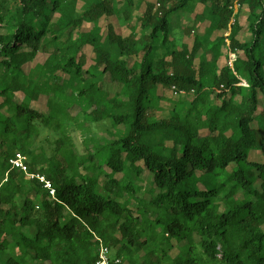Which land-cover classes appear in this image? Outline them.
<instances>
[{
  "label": "trees",
  "instance_id": "16d2710c",
  "mask_svg": "<svg viewBox=\"0 0 264 264\" xmlns=\"http://www.w3.org/2000/svg\"><path fill=\"white\" fill-rule=\"evenodd\" d=\"M168 1L0 0V264H264V0Z\"/></svg>",
  "mask_w": 264,
  "mask_h": 264
},
{
  "label": "rangeland",
  "instance_id": "374dc122",
  "mask_svg": "<svg viewBox=\"0 0 264 264\" xmlns=\"http://www.w3.org/2000/svg\"><path fill=\"white\" fill-rule=\"evenodd\" d=\"M171 1L172 0H169L167 2L166 7H168L171 4ZM188 4L191 5L192 2H189ZM238 9H239V5L237 3H234V10H233L234 14L237 13ZM132 14L135 15L134 10H133ZM190 19L192 20V18L189 17V15L187 13H182V12H178L176 14H172V15L169 16V20L171 22L172 27H175V25H176L175 22L176 21L178 22V25H177L178 29H182V28H184V26L186 24H189ZM126 33H127V31H126ZM249 39H250V34H244L243 37H242V40H244V41H249ZM190 44H191V42H189V45ZM223 52H224V49H223ZM261 53L264 54V46L261 47ZM217 64H218V68H222L224 65H228V60H227V58L224 55H222L219 58ZM110 88H113V86H110ZM168 92L169 91L165 92L167 96L169 95ZM181 97L185 98L187 96H181ZM104 128H106V125L103 124V123H99V124H95L94 125V130H96L98 132L104 131ZM102 134H104V133L101 132V133L98 134V136H100ZM56 137L57 136L55 134H52L49 131L40 129L39 137L36 139V145L37 146H41L42 145L46 149L47 153H50V150H51V148L53 146V142L56 139ZM73 140L76 143L77 148L80 151L84 152L85 151V149H84L85 147H84L83 138L81 137L80 132H74ZM102 181H103V179L101 178L100 179V183ZM26 232H28V234L31 233V231H29V230H27Z\"/></svg>",
  "mask_w": 264,
  "mask_h": 264
},
{
  "label": "built area",
  "instance_id": "2783aa9c",
  "mask_svg": "<svg viewBox=\"0 0 264 264\" xmlns=\"http://www.w3.org/2000/svg\"><path fill=\"white\" fill-rule=\"evenodd\" d=\"M228 65L231 66V62H228ZM172 95L174 97L178 96H186L188 93L185 90L177 89L176 87H172ZM193 91L191 90L190 93ZM10 164L13 168H17L23 171L26 174V178L28 179H37L40 184H42L43 189L49 191L50 195L53 196L54 191L51 187V183L46 180L43 176L39 174H29L28 167L26 165V157L22 154H17L13 159L10 160ZM112 262V258L110 257L109 250L104 247L100 246L98 251V261L95 264H110ZM113 262H118L117 260Z\"/></svg>",
  "mask_w": 264,
  "mask_h": 264
}]
</instances>
